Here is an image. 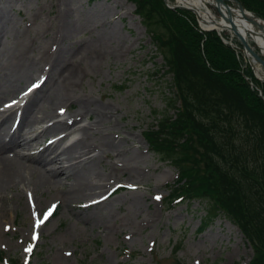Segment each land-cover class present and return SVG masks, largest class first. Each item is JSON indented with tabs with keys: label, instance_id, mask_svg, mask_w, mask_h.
I'll use <instances>...</instances> for the list:
<instances>
[{
	"label": "rangeland",
	"instance_id": "374dc122",
	"mask_svg": "<svg viewBox=\"0 0 264 264\" xmlns=\"http://www.w3.org/2000/svg\"><path fill=\"white\" fill-rule=\"evenodd\" d=\"M172 1L174 6L179 5L177 0ZM213 11L219 16L215 8ZM1 12L7 15V22L2 28L0 25V53L13 48L14 54L26 48L30 59L41 61L42 69L23 82L18 92L41 78L40 82L46 81L37 96L50 94L57 88L58 98H62L55 106L46 104L50 115L47 120L34 127L26 126L23 134L33 137L48 123L55 122L61 106L69 109L61 120L69 122L70 116L79 110L77 98L88 97L100 105L111 104L119 110L112 122H100L95 115L92 118L81 115L76 125H70L72 136L62 143L67 145L80 139L97 143L103 136L115 140L131 137L134 147H139L135 149L139 154L136 161L124 153L121 156L109 151L107 156L97 149L93 168L107 174L108 183L109 179L116 181L131 176L134 178L131 182L140 187L120 191L105 207L93 208L103 207L101 212L106 215L95 228L89 227V221L82 214L88 212L83 208L86 205L83 199H73L66 206L56 189L39 193L46 204L39 215L40 221L53 206L60 204L42 232L30 229L28 232L30 213L22 209L27 198L19 201L16 191L9 192L8 196H14V203L13 210L1 219L0 251L5 258L0 264L24 261L35 240L37 245L30 264H248L254 251L226 213L219 210L204 230L199 231L211 209L208 198L170 203L166 199L171 191L168 185L174 184L178 172L150 148L144 133L157 125L164 114H175L174 106L169 104L175 98L173 75L166 72L163 55L136 13V4L130 0H0ZM69 22L80 23L82 28L70 35L66 24ZM115 25L119 27L115 29ZM72 43L67 59L80 70L76 76L62 80L67 67L60 73L52 72L47 58L40 53L48 46L56 50ZM240 61L245 78L248 76L264 87L250 63L245 58ZM7 65L2 70L3 81L17 84L23 78L21 66L9 60ZM12 95L1 100L0 109L6 101L15 98ZM63 112L61 109L60 113ZM13 119L14 115L6 127L13 125ZM63 131L60 128L34 142L27 152H40ZM126 166L138 172L132 174L124 169ZM141 194L146 195L149 203L153 195L163 201L147 203V208H135L133 196Z\"/></svg>",
	"mask_w": 264,
	"mask_h": 264
},
{
	"label": "trees",
	"instance_id": "16d2710c",
	"mask_svg": "<svg viewBox=\"0 0 264 264\" xmlns=\"http://www.w3.org/2000/svg\"><path fill=\"white\" fill-rule=\"evenodd\" d=\"M130 1L173 75L175 114L145 132L178 170L171 196L208 198L201 230L223 211L254 250L249 264H264V99L241 72L235 50L218 31H203L193 12L164 0ZM239 1L264 18V0Z\"/></svg>",
	"mask_w": 264,
	"mask_h": 264
},
{
	"label": "bare ground",
	"instance_id": "6f19581e",
	"mask_svg": "<svg viewBox=\"0 0 264 264\" xmlns=\"http://www.w3.org/2000/svg\"><path fill=\"white\" fill-rule=\"evenodd\" d=\"M177 2L194 10L203 28L216 27L218 26L216 21H221L223 24L219 25V29L229 31L230 22H225L222 18V15H229L233 24L244 33L247 41L255 49L259 50L264 57L263 20L242 12L237 6H231L230 9L221 6L219 8V16H217L213 11V8L216 9L215 0H177ZM6 22L7 15L1 12V28ZM69 23L66 24L71 30L69 32L70 35L82 28L80 23ZM118 27V25L114 26L115 29ZM72 45L73 43L65 48L57 47L56 50H53L52 46H48L45 50L42 49L43 47L41 48L43 51L40 56L47 58L52 72L60 73L67 67V72L63 73L62 80L76 76L80 70L77 65L71 66V60L67 59L69 52L73 49ZM12 50L13 48L4 49L0 53V102L3 98L13 94L12 97L15 98L6 101L9 105H13L16 100L21 99L23 93L28 90L22 89L23 92L22 90L18 92L21 84L32 79L35 71L42 69L40 59H30L26 53V48H22L19 53L15 52L14 54H12ZM7 60L14 61L21 66L23 78L17 84L8 80L3 81L5 76L2 70L4 65H7ZM69 64L70 66H68ZM255 71L259 78L264 79V69L261 66H257ZM40 80L41 78L34 79L27 87L30 89ZM45 81L43 80L25 100L22 105L23 111L20 114V122L16 127L13 125L19 109H7L0 116V224L1 219L7 217L10 211L13 210L14 196H8V193L16 191L19 201L22 197L27 198L23 201L22 209L30 213L31 223L28 225V232L29 229L31 232L36 230L42 232L43 227L48 222L41 224L38 221L39 215L46 205L43 204L42 195H39V193H50L53 189H56L63 197L66 206L70 205L73 199H83L86 203L83 208H86L88 212H82V214L89 221V227L95 228L106 217L101 212V209L111 202L112 196L123 190L134 191L140 187L136 182H131L134 179L131 176H123L122 179L116 181L109 179L110 183H108L107 174L94 171L93 167L97 160V156L94 154L95 150L101 149L107 153V156H109V151H113L116 155L124 153L127 157H132L136 161L139 158V154L135 152V149L139 147H134L132 138L129 136L124 137L122 140L103 136L101 141L97 143H90L79 138L80 140L75 142H70L67 145L63 144V140L73 134L70 125L77 124L80 121L78 117L81 115H86L88 118H92L95 115L100 122L106 120L112 122L114 114L119 112L118 108L111 104L100 105L88 97L76 99V103L79 104V110L70 116L69 122L61 120V117L69 110L68 107L61 106L58 107L59 113L55 115L58 119L55 122L48 123L33 137L25 136L23 132L26 126L34 127L38 122L44 123L47 117L50 116L46 104L50 103L55 106L62 99L58 98L59 91L57 88L52 89L50 94L42 97L37 96L36 93L43 87ZM61 109L64 110V114L60 113ZM54 114H56V110L53 112ZM13 115V125L6 127L8 119ZM60 128H63L66 132L61 138L55 139L38 153L31 154L27 152V150L32 148L34 142L56 132ZM125 160L128 161L127 158ZM124 169L132 174L138 172L136 168L129 166L124 167ZM94 179L99 181L97 182ZM100 198L102 199L100 200ZM174 198L176 197L171 196L170 200ZM133 199L132 205L135 208H147V203L152 205L159 200L163 201L162 198L157 199L153 195L150 197L149 203L145 194L134 195ZM99 206L103 207L98 210L93 209ZM59 207L60 204L57 205V211ZM34 213L37 214V217L34 216ZM15 220L16 218L14 217V223L16 222Z\"/></svg>",
	"mask_w": 264,
	"mask_h": 264
},
{
	"label": "water",
	"instance_id": "95a60500",
	"mask_svg": "<svg viewBox=\"0 0 264 264\" xmlns=\"http://www.w3.org/2000/svg\"><path fill=\"white\" fill-rule=\"evenodd\" d=\"M229 3H231L234 6H237L242 12L248 13V14H250L252 16L257 17L253 13L247 11L245 9V7L238 0H215V6L217 7V10L218 11H219V8L221 6H225L228 9H230L231 8V5ZM222 18H223V21L230 22V27L229 28L236 34V36L238 37V39L243 44L246 54L247 55H250L251 57H253V59L256 62H258L260 65H262L264 67V57L260 53H258L257 51H255V49L253 48V46L250 45V43L247 41L244 33L241 32L235 24H233L232 18L229 15H222ZM257 18H259V17H257ZM262 20L264 21V19H262ZM216 23L218 24V26L213 27V28H209V29H217V27H220L219 26L220 24H223L221 21H216Z\"/></svg>",
	"mask_w": 264,
	"mask_h": 264
},
{
	"label": "snow or ice",
	"instance_id": "6c2138e0",
	"mask_svg": "<svg viewBox=\"0 0 264 264\" xmlns=\"http://www.w3.org/2000/svg\"><path fill=\"white\" fill-rule=\"evenodd\" d=\"M157 199H160V197H156ZM51 213H49L48 215H50ZM29 251L31 250V249H28Z\"/></svg>",
	"mask_w": 264,
	"mask_h": 264
}]
</instances>
